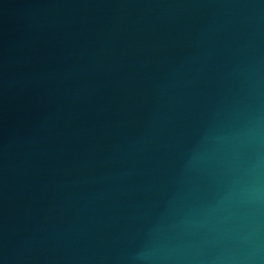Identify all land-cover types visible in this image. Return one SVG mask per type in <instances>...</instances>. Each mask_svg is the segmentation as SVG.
I'll list each match as a JSON object with an SVG mask.
<instances>
[{
	"label": "water",
	"instance_id": "95a60500",
	"mask_svg": "<svg viewBox=\"0 0 264 264\" xmlns=\"http://www.w3.org/2000/svg\"><path fill=\"white\" fill-rule=\"evenodd\" d=\"M0 264H264V0H0Z\"/></svg>",
	"mask_w": 264,
	"mask_h": 264
}]
</instances>
